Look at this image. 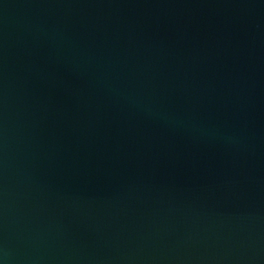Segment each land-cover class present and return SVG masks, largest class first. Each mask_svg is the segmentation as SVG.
I'll return each mask as SVG.
<instances>
[{"label": "water", "instance_id": "obj_1", "mask_svg": "<svg viewBox=\"0 0 264 264\" xmlns=\"http://www.w3.org/2000/svg\"><path fill=\"white\" fill-rule=\"evenodd\" d=\"M0 264H264V0H0Z\"/></svg>", "mask_w": 264, "mask_h": 264}]
</instances>
